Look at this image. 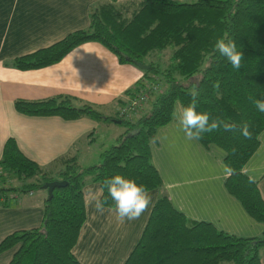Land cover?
I'll use <instances>...</instances> for the list:
<instances>
[{
  "label": "trees",
  "instance_id": "16d2710c",
  "mask_svg": "<svg viewBox=\"0 0 264 264\" xmlns=\"http://www.w3.org/2000/svg\"><path fill=\"white\" fill-rule=\"evenodd\" d=\"M222 36L233 40L242 53L240 69H233L214 49L216 39ZM91 40L112 50L120 62L149 65L127 90L130 97L145 93L149 109L135 118L105 117L116 120L124 131L116 144L100 152L98 163L86 167H79L73 157L62 156L54 164H64L63 168L49 169L27 157L13 138L6 141L0 159V204L8 203L10 193L46 190L44 183L66 180L53 189L51 197L47 192L41 225L15 230L0 240V251L14 249L8 264H81L72 249L86 219L85 176L93 174L102 186L105 179L121 174L148 190L161 188L150 140L157 127L172 118L175 102L189 104L192 92L196 93L197 111L234 125L233 131L221 128L205 133L199 141L225 150V163L234 170L226 179L228 191L252 217L264 223V199L256 181L243 172L264 129V113L250 100L264 97V0L99 1L90 8L87 28L16 57L10 65H48L74 46ZM14 104L18 111L34 115L57 114L68 119L82 114L101 116L90 105L76 106L66 96L16 99ZM242 123L249 125L252 139L240 134ZM104 196L105 206L112 207L106 189ZM263 246L264 231L259 236L240 237L210 222L192 221L162 193L123 264H262Z\"/></svg>",
  "mask_w": 264,
  "mask_h": 264
},
{
  "label": "crops",
  "instance_id": "0c3cea01",
  "mask_svg": "<svg viewBox=\"0 0 264 264\" xmlns=\"http://www.w3.org/2000/svg\"><path fill=\"white\" fill-rule=\"evenodd\" d=\"M108 0H0V159L6 141L13 138L19 149L43 167L62 156L73 157L79 167L100 161V152L116 144L124 127L105 117L119 116L130 98L127 92L143 76L133 63L120 62L116 54L98 41H85L71 48L60 60L37 68H18L10 63L21 55L46 47L67 33L87 28L90 8ZM118 1V0H117ZM66 96L76 106L90 105L100 118L82 114L64 118L57 114L34 115L20 112L16 99L41 100ZM172 118L157 127L155 144L150 140L152 162L158 170L161 188L148 190L152 203L139 219L119 222L111 207L103 215L87 203L86 190L101 185L93 174L85 176L83 196L86 219L72 252L81 264H123L138 241L157 198L165 193L173 206L192 221H207L217 229L240 236H259L264 223L252 217L226 187L225 150L215 143L187 140ZM149 109L145 103L132 114ZM259 144L243 166L256 181L264 199V129ZM42 190L13 192L7 204H0V240L7 234L41 225ZM14 249L0 251V264H8ZM264 264V246L260 250Z\"/></svg>",
  "mask_w": 264,
  "mask_h": 264
},
{
  "label": "clouds",
  "instance_id": "9594fccd",
  "mask_svg": "<svg viewBox=\"0 0 264 264\" xmlns=\"http://www.w3.org/2000/svg\"><path fill=\"white\" fill-rule=\"evenodd\" d=\"M214 49L227 59L233 69L241 68L243 55L240 50H237L236 43L233 40L223 36L219 37L215 41ZM191 95L193 96V100L189 104L177 103L174 109L175 126L178 131L183 132L185 139L189 141L200 140L205 133H212L221 128L224 131L234 130V125L221 117H212L207 112L197 111L194 99L196 93L192 92ZM250 100L257 111L264 113V97H250ZM239 130L245 139L250 140L253 138V134L249 130L247 123H242L239 126ZM159 139L160 137L158 136L153 137L151 143L155 144ZM225 172L227 175L234 174V170L230 167H226ZM105 189L112 201L110 210L121 223L125 220L132 221L139 219L152 203L151 193L144 185L138 184L133 178L114 174L104 180L99 191L95 190L93 186H89L86 190L87 203L100 215H103L105 212V203L107 202V197L104 196Z\"/></svg>",
  "mask_w": 264,
  "mask_h": 264
},
{
  "label": "built area",
  "instance_id": "2783aa9c",
  "mask_svg": "<svg viewBox=\"0 0 264 264\" xmlns=\"http://www.w3.org/2000/svg\"><path fill=\"white\" fill-rule=\"evenodd\" d=\"M157 85L154 86L156 88ZM147 95L143 92L138 93L136 96L130 97L128 101L120 107L118 113L120 116L131 118L132 114L136 112L145 103Z\"/></svg>",
  "mask_w": 264,
  "mask_h": 264
},
{
  "label": "water",
  "instance_id": "95a60500",
  "mask_svg": "<svg viewBox=\"0 0 264 264\" xmlns=\"http://www.w3.org/2000/svg\"><path fill=\"white\" fill-rule=\"evenodd\" d=\"M136 65L138 67H140L141 69H147L149 67L148 64H145V63H142L140 61H136ZM66 184V180H63V179H55V180H52V181H48L46 183H44L43 187L46 188L47 192H48V197H51L52 196V192H53V189L55 187H59V186H62Z\"/></svg>",
  "mask_w": 264,
  "mask_h": 264
},
{
  "label": "rangeland",
  "instance_id": "374dc122",
  "mask_svg": "<svg viewBox=\"0 0 264 264\" xmlns=\"http://www.w3.org/2000/svg\"><path fill=\"white\" fill-rule=\"evenodd\" d=\"M125 1H128V0H118L117 2H118V3H123V2H125ZM11 183L18 184L17 180H11ZM42 190H44V189H36V190H35V197H36V196H39L40 193L42 192Z\"/></svg>",
  "mask_w": 264,
  "mask_h": 264
}]
</instances>
